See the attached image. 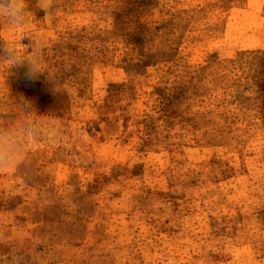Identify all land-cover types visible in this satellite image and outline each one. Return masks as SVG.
<instances>
[{
  "label": "rangeland",
  "instance_id": "obj_1",
  "mask_svg": "<svg viewBox=\"0 0 264 264\" xmlns=\"http://www.w3.org/2000/svg\"><path fill=\"white\" fill-rule=\"evenodd\" d=\"M22 8L0 17V264H264V0Z\"/></svg>",
  "mask_w": 264,
  "mask_h": 264
},
{
  "label": "clouds",
  "instance_id": "obj_2",
  "mask_svg": "<svg viewBox=\"0 0 264 264\" xmlns=\"http://www.w3.org/2000/svg\"><path fill=\"white\" fill-rule=\"evenodd\" d=\"M22 11V0H0V17L14 19ZM21 67L25 69L24 76L26 79L37 80L36 71L31 65L22 63Z\"/></svg>",
  "mask_w": 264,
  "mask_h": 264
}]
</instances>
